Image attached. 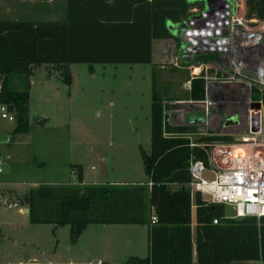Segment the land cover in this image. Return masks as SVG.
<instances>
[{
	"label": "trees",
	"instance_id": "1",
	"mask_svg": "<svg viewBox=\"0 0 264 264\" xmlns=\"http://www.w3.org/2000/svg\"><path fill=\"white\" fill-rule=\"evenodd\" d=\"M194 7L192 0H66L61 19L0 18V102L15 115V132L30 128L35 67L56 66L71 84L72 63H152L155 40L181 44L168 23L187 22ZM246 15L264 19V0H246ZM191 96L204 97L203 78L192 81ZM151 121V153L144 154L148 181L84 183L83 165L73 164L78 183L29 189L30 221L70 225L74 240L90 224H146L148 254L113 264H264V216L225 218V204L209 203L201 193L192 197L190 160L206 155L188 139L164 134L186 129L164 124L155 73Z\"/></svg>",
	"mask_w": 264,
	"mask_h": 264
},
{
	"label": "rangeland",
	"instance_id": "2",
	"mask_svg": "<svg viewBox=\"0 0 264 264\" xmlns=\"http://www.w3.org/2000/svg\"><path fill=\"white\" fill-rule=\"evenodd\" d=\"M192 1L209 10L207 0ZM0 18L11 16L1 9ZM179 48L175 38L158 39L152 63H72L71 84L56 66L35 67L29 131L15 132L16 121L0 116V264H113L134 251L148 254L144 225L90 224L74 240L70 225L24 222L22 215L30 188L78 181L73 164L83 165L88 183L149 180L144 154L152 146L154 73L162 101L191 96V63H173ZM224 217H236L232 205H225Z\"/></svg>",
	"mask_w": 264,
	"mask_h": 264
},
{
	"label": "built area",
	"instance_id": "3",
	"mask_svg": "<svg viewBox=\"0 0 264 264\" xmlns=\"http://www.w3.org/2000/svg\"><path fill=\"white\" fill-rule=\"evenodd\" d=\"M242 8L246 3L240 0H219L209 10L191 9L194 15L185 22L191 42L178 50L173 63L179 66L181 58L192 53L214 56L190 66L186 87L191 90L192 81L203 78L204 97L165 105L164 124L184 127L186 132L164 134L184 137L205 152V158L190 160L193 198L201 193L211 203L232 205L235 218H260L264 216V19L248 18ZM198 111L205 112V122L187 123V114ZM0 116L16 121L1 102ZM2 164L0 158V171ZM157 221L153 210L151 222ZM220 221L214 219L215 224Z\"/></svg>",
	"mask_w": 264,
	"mask_h": 264
},
{
	"label": "crops",
	"instance_id": "4",
	"mask_svg": "<svg viewBox=\"0 0 264 264\" xmlns=\"http://www.w3.org/2000/svg\"><path fill=\"white\" fill-rule=\"evenodd\" d=\"M1 9L5 10L6 14H9L11 16V19L31 18L33 20H43L44 18L47 17V19H49V20H57V19L63 18L64 14L66 12V0H0V10ZM179 46H180L179 51H181V49L184 48L186 46V44L183 43V45L180 44ZM213 56L214 55L210 54V53H202V54L201 53L200 54L192 53V54H189L186 56V57H188V61L185 60V56H183L181 58V63L190 62L191 65H195L198 63H202V62H207L208 60L213 59ZM32 85H33V81H32ZM191 91H192V88L190 90V93H191ZM189 98L198 99V98H193L192 96H190ZM189 98H187V99H189ZM182 100H184V99H182ZM174 101H178V100H171V101H167V102L163 101L164 108H165V105L169 104V102H174ZM6 142H9L8 138L6 139ZM0 153H1V150H0ZM7 156L9 158L10 155H7ZM0 158H2V157L0 156ZM3 163H4V161H3ZM85 175L86 174H84V183H88V180L86 179ZM120 182H123V181H120ZM120 182H114V183H120ZM139 182H144V181H139ZM67 183H71V182H67ZM73 183H78V181H76V182L73 181ZM51 184H60V183L54 182ZM16 207H18V206H16ZM27 209L29 210L28 205L26 203L24 211L26 212ZM19 213H23V209H20ZM26 213L27 214L25 216L22 215V219L24 220V222H26L27 220L30 221L29 214H28V212H26ZM195 218L196 217H195V212H194L193 227H194V225L196 226ZM13 224H15V223L13 222ZM108 225H121V224H108ZM126 225H138V226L144 225V226H147L146 224H126ZM135 231H136V229H135ZM146 234H147L146 239L148 240V226L146 229ZM139 248L140 247H138V249ZM141 249H142V247H141ZM148 249H149V245H148ZM148 249H147V253H148ZM130 254H131V255H129L130 257H132V256L141 257V255H139L140 254L139 251L138 252L134 251ZM33 259H35V258H33ZM100 261L105 262V261H102V259H99L97 263H99ZM193 264H196V263L194 262Z\"/></svg>",
	"mask_w": 264,
	"mask_h": 264
},
{
	"label": "water",
	"instance_id": "5",
	"mask_svg": "<svg viewBox=\"0 0 264 264\" xmlns=\"http://www.w3.org/2000/svg\"><path fill=\"white\" fill-rule=\"evenodd\" d=\"M217 1L219 0H207V4L209 8H212L213 4L217 3ZM168 27L172 33L174 34L180 33L181 40L184 44H186L187 47V45L191 42V40L189 39L188 34L186 33L187 31L186 23H183L181 25H175L172 22H169ZM185 60L188 61V57L185 56ZM205 120H206V114L204 111L189 113L186 116L187 123H195V122L204 123ZM26 212H29V210L27 209Z\"/></svg>",
	"mask_w": 264,
	"mask_h": 264
}]
</instances>
